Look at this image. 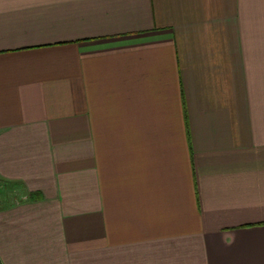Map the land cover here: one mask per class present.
<instances>
[{
	"label": "crops",
	"instance_id": "crops-1",
	"mask_svg": "<svg viewBox=\"0 0 264 264\" xmlns=\"http://www.w3.org/2000/svg\"><path fill=\"white\" fill-rule=\"evenodd\" d=\"M0 264H264V0H0Z\"/></svg>",
	"mask_w": 264,
	"mask_h": 264
}]
</instances>
